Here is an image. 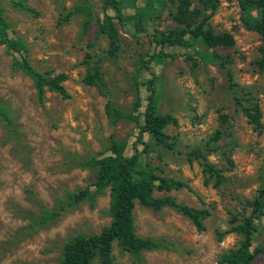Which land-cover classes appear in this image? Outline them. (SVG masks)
Wrapping results in <instances>:
<instances>
[{"label":"rangeland","instance_id":"374dc122","mask_svg":"<svg viewBox=\"0 0 264 264\" xmlns=\"http://www.w3.org/2000/svg\"><path fill=\"white\" fill-rule=\"evenodd\" d=\"M23 1L36 15L13 8L7 0H0V13L11 26L12 38L27 48L36 71L66 76L62 85L67 97L45 91L38 102L31 81L11 67L10 56L0 46V105L12 120L10 130L0 121V264H58L64 242L76 235L97 234L109 223L107 189L91 204L60 210L59 206L67 192L92 189L96 170L82 161L103 153L110 140L125 142V153L131 152L137 132L130 117L133 103L140 99L136 115L144 105L150 78L141 66L156 51L145 35L133 33L136 17H132L139 12L137 19L144 24L148 9L141 7L154 0H117L124 22L115 23L118 49L113 57L105 55V37L96 34L101 0ZM163 1L155 29L181 27L174 17L185 24L195 22L196 0L179 14L176 0ZM67 13H71L68 21L59 23ZM88 17L82 34L81 24ZM258 18L252 7L240 10L238 0H219L209 26L213 33H228V45L166 48L172 58L149 65L156 113L171 116L175 123L164 129L172 148L157 146L144 135L149 148L140 161L155 175L188 187L153 195L206 209L209 216L203 221L204 231L197 232L172 209L151 211L135 203V234L169 247L143 252L136 262L112 245L113 264H218V257L238 242L239 237L229 232V220L248 215L249 202L264 185V69L256 65L262 39L245 28ZM88 55L101 59L95 86L82 81L81 62ZM106 104L113 119L105 113ZM254 107L258 127L243 111L251 114ZM190 150H197L219 177L209 178L197 160L188 162L185 154ZM254 242L261 253L252 264H264V217ZM91 264L99 262L94 259Z\"/></svg>","mask_w":264,"mask_h":264},{"label":"trees","instance_id":"16d2710c","mask_svg":"<svg viewBox=\"0 0 264 264\" xmlns=\"http://www.w3.org/2000/svg\"><path fill=\"white\" fill-rule=\"evenodd\" d=\"M13 8L24 10L36 15V12L25 5L23 0H7ZM178 6L176 10L185 12L190 0H176ZM199 10H194L196 14L193 24H185L181 20L174 19L181 24V27L159 31L153 27V22L159 17L164 9L163 0H154L141 7L147 10V19L142 24L138 17L141 14L137 12L134 17L136 20L132 23L134 34L145 35L153 45L154 51L147 56L146 61L142 62V68L148 72L150 78L146 82L145 91L147 93L144 105L140 108V99L135 98L131 118L135 121L136 135L134 142L130 146V154H126L125 142H115L110 140L103 153L91 156L82 161L85 166L95 168L94 181L89 189L85 187L76 191L67 192L61 207L76 206L80 203H93L96 196L108 190V202L105 210L109 218L107 226L103 227L97 234L76 235L61 246L60 259L58 264H91L96 259L99 264H113L111 260V248L115 245L120 251L129 254L136 262L140 261L143 252L157 249H168L169 245L163 241L153 240L148 237H140L135 234L133 224L132 210L134 204L151 211H159L163 208H169L190 221L197 232L204 231L203 221L209 216L206 209H196L179 204L173 197L161 196L155 197L156 193H167L188 189L185 183L155 175L153 169L147 163L140 161V155L147 152L149 145L144 143L142 138L147 135L149 140L155 145L170 150L172 143L169 142V136L164 133L167 125H174V119L169 115H158L156 113V101L154 98L153 80L150 64L161 65L172 58L171 54L164 52L166 48L200 44L207 49L217 46H226L231 42V36L228 33H213L209 26V19L215 12L219 0H196ZM240 10L246 7H252L259 14L258 20L253 24H246L247 30L255 31L262 39V45L259 49L260 58L256 65L264 69V0H238ZM74 8L73 12H77ZM88 13V8H85ZM111 12L112 14L110 15ZM71 13L65 14L59 23L68 21ZM145 17V15H144ZM126 19V17H125ZM124 19L120 16V2L117 0H101L99 17L96 22V34L103 35L106 39L107 57H113L118 49V33L115 23L122 24ZM89 23V17L81 24V33L84 34L86 26ZM11 26L0 13V46H3L6 54L11 58V67L26 76L32 84L38 102H41L45 91L58 94L61 98L67 97L62 83L66 80L63 73L52 74L51 72L39 73L30 64L27 58V48L18 39L11 36ZM186 37V38H185ZM101 59L95 56H86L81 64L85 68L82 81L88 86H95L98 79V69ZM251 122L258 127L259 114L256 107L249 114L247 109H243ZM107 116L115 117L105 105ZM0 121L7 130L12 127V120L8 111L0 105ZM140 146V150L137 149ZM186 160L191 162L197 160L201 171L207 174L209 178L217 179L218 172L212 165L206 162L205 158L199 155L197 150H190L185 154ZM264 175V166H263ZM249 214L240 219L230 218L229 232L235 233L239 240L229 251L222 253L217 260L218 264H252L254 259L261 253V247L254 242V236L258 232L261 220L264 217V185L259 187L251 201L249 202Z\"/></svg>","mask_w":264,"mask_h":264}]
</instances>
